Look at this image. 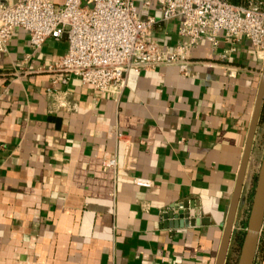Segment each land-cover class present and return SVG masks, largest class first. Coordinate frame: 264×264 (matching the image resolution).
I'll return each mask as SVG.
<instances>
[{
  "label": "crops",
  "instance_id": "1",
  "mask_svg": "<svg viewBox=\"0 0 264 264\" xmlns=\"http://www.w3.org/2000/svg\"><path fill=\"white\" fill-rule=\"evenodd\" d=\"M133 1L159 44L185 39L180 18ZM67 47L32 50L16 28L0 52V264H216L261 74L250 42L202 40L187 75L130 71L118 98L73 76L52 86L46 66ZM249 189L246 170L225 264ZM184 205L196 221L177 226ZM253 264H264V220Z\"/></svg>",
  "mask_w": 264,
  "mask_h": 264
},
{
  "label": "built area",
  "instance_id": "2",
  "mask_svg": "<svg viewBox=\"0 0 264 264\" xmlns=\"http://www.w3.org/2000/svg\"><path fill=\"white\" fill-rule=\"evenodd\" d=\"M161 19L180 18L178 33L185 39L174 47L159 44L152 35L153 17L141 19L133 0H13L0 4V52L16 28L28 32L32 50L48 38L65 37L66 52L49 63L51 85L66 84L71 76L99 94L118 98L130 71L176 66L187 75L192 50L202 40L212 50L219 36L237 49L241 38L248 40L255 56L264 59V0H154ZM145 0L143 6H148ZM226 59L227 51L219 54ZM120 136V134H118ZM103 168L116 166L111 157ZM137 186L149 187V179L136 177ZM144 264H158L146 262Z\"/></svg>",
  "mask_w": 264,
  "mask_h": 264
},
{
  "label": "water",
  "instance_id": "3",
  "mask_svg": "<svg viewBox=\"0 0 264 264\" xmlns=\"http://www.w3.org/2000/svg\"><path fill=\"white\" fill-rule=\"evenodd\" d=\"M264 100V59L261 65V74L259 77L258 88L254 107L248 127V132L244 144V149L236 176L235 186L232 192L224 232L220 242V247L216 259V264H225L226 256L233 232L237 208L241 199L242 188L245 180L246 170L250 159L251 150L254 144V139L258 127L259 116ZM184 209H179L176 213L177 226L189 223H195V218L188 219V215L194 216V212H189L187 205L183 206ZM190 213V214H189ZM174 216L173 211L164 215V218H171ZM185 218V219H184ZM264 220V151L262 154L260 166L258 169L256 182L253 190L252 200L246 227L242 238L239 256L236 264H253L259 235L261 232Z\"/></svg>",
  "mask_w": 264,
  "mask_h": 264
},
{
  "label": "rangeland",
  "instance_id": "4",
  "mask_svg": "<svg viewBox=\"0 0 264 264\" xmlns=\"http://www.w3.org/2000/svg\"><path fill=\"white\" fill-rule=\"evenodd\" d=\"M262 64V62H261ZM264 151V123L263 124H259L258 128H257V132L255 135V139H254V144L251 150V154H250V159L248 162V166H247V171H248V182H249V196L247 198V206L245 211L243 210L242 213V219L243 221L240 222L239 225H241L242 229L239 230V234H234V241H232V247L230 250V261L228 264H236L237 263V259L239 256V251H240V246L239 242H240V238H243L244 235V231H245V227H244V223L247 221L248 218V214L250 211V206H251V200H252V195H253V190H254V186H255V182H256V177H257V173H258V169L260 166V162H261V158H262V154ZM236 232V231H235ZM234 232V233H235Z\"/></svg>",
  "mask_w": 264,
  "mask_h": 264
},
{
  "label": "trees",
  "instance_id": "5",
  "mask_svg": "<svg viewBox=\"0 0 264 264\" xmlns=\"http://www.w3.org/2000/svg\"><path fill=\"white\" fill-rule=\"evenodd\" d=\"M259 124L264 123V100H263V104H262V108H261V112H260V116H259ZM244 227H246V222L244 223ZM242 242V237L240 238V242L239 245H241ZM228 264V263H226Z\"/></svg>",
  "mask_w": 264,
  "mask_h": 264
},
{
  "label": "flooded vegetation",
  "instance_id": "6",
  "mask_svg": "<svg viewBox=\"0 0 264 264\" xmlns=\"http://www.w3.org/2000/svg\"><path fill=\"white\" fill-rule=\"evenodd\" d=\"M263 124V123H262ZM258 126H259V123H258ZM258 128V127H257ZM257 132V131H256Z\"/></svg>",
  "mask_w": 264,
  "mask_h": 264
}]
</instances>
